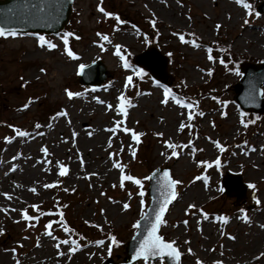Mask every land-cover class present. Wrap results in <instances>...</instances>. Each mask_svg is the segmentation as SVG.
<instances>
[{"label":"rangeland","instance_id":"rangeland-1","mask_svg":"<svg viewBox=\"0 0 264 264\" xmlns=\"http://www.w3.org/2000/svg\"><path fill=\"white\" fill-rule=\"evenodd\" d=\"M262 1L245 0L250 5L245 9L236 0H75L65 32L46 36L55 48L41 46L35 33L0 37V157L14 142L26 137L18 135L17 130L36 135L60 124L68 113L71 117L78 111L83 99L91 101L92 93L105 102L92 117L109 129L111 141L104 154L110 172L103 177H97L94 167H88L92 162L88 163L86 155L73 161L63 155L59 162L67 166L66 175H59L57 161L50 160L49 170L35 192L26 193L25 186L15 189L0 184V209L8 210L0 211V252L10 256L9 263L36 249L41 236L51 242L54 253L63 249L64 258L82 255L84 260L78 264H104L109 259L121 262L124 245L136 234L138 229L134 225L146 212L150 198L145 196L149 182L138 186L125 180L120 186L121 170L113 166L119 162L124 175L128 173L140 180H145L153 169L168 166L172 178L181 182L176 185V201L160 228V235L174 242L184 254L181 264H197L198 260L201 264H264V256L260 255L264 253V234L261 243L254 246L258 233L252 222L256 217L260 224L258 215H264V113L249 117L254 126L244 127L240 123L244 111L234 101V85L242 77L237 55H243L246 62L264 60V48L259 49L257 43L264 42V13L257 10ZM98 5L112 15L106 17ZM69 29L75 30V58L67 55L62 39L70 33ZM244 29L255 31V38L251 37L254 41L243 39ZM180 31L186 33L185 41L192 36L199 46L181 42ZM105 35L107 40L102 38ZM208 45L214 48L213 52ZM119 47L131 56L153 48L167 55V72L172 75L170 86L187 95L193 107H184L189 103L170 88L171 95L162 103L168 85L158 83L150 75L144 77L143 85L135 80L133 102L131 106L124 104V113L119 112V98L130 86L127 77L134 75L138 67L133 61L134 65L124 67V59L117 55ZM209 55L213 59L209 60ZM223 55L229 63L219 68V56ZM98 59L110 76L98 86L81 84L79 66ZM209 70L211 74L217 71L215 85ZM66 90L79 95L69 98ZM176 99L181 103H176ZM25 104L27 108L23 107ZM180 107L185 110L181 112V121ZM79 119L74 131L65 135L63 130L57 135L52 133L59 143L50 144L52 150L58 151L56 147L63 146L65 138L70 143L79 137L76 127H89V115ZM120 120L123 123L117 127ZM181 123L183 129L179 127ZM124 128L132 131L125 132ZM132 132L142 133L139 142L132 139ZM31 141L35 143L33 138ZM165 141L177 146V156H171L172 149L166 147ZM257 151L254 156L251 154ZM217 159L218 165L214 163ZM228 173L240 174L246 184L245 196L239 201L224 191L223 181ZM46 184L55 186L45 188ZM200 184L203 196L189 199V189ZM249 184L254 188H249ZM125 203L129 205L127 209ZM32 205L38 207L33 209ZM48 208L57 209L60 216H56L58 225H48L46 229L48 217L43 209ZM21 210L35 213L31 215L38 217L37 221L22 219ZM244 215L247 221L242 218ZM220 217H227V222ZM67 222L74 238L69 231H63ZM99 231L102 236L110 234L102 240L103 244L95 243L101 241ZM110 237H115L117 243L112 244ZM64 240L69 243H61ZM77 246L78 250L69 251ZM134 264L165 261L140 259Z\"/></svg>","mask_w":264,"mask_h":264},{"label":"bare ground","instance_id":"bare-ground-1","mask_svg":"<svg viewBox=\"0 0 264 264\" xmlns=\"http://www.w3.org/2000/svg\"><path fill=\"white\" fill-rule=\"evenodd\" d=\"M255 31H248L244 29L242 37L248 38L251 41V37H254ZM247 33V34H244ZM252 35V36H251ZM255 38V37H254ZM258 48H264V42H257ZM90 57V54H87V58ZM92 100L88 101L83 99L77 108L78 111H74L73 115L69 117L66 115L60 124L51 126L48 129H43L38 134L27 135L23 139L13 143L11 148L7 149L3 154V157H0V184H4L8 188H21L25 186L24 191L27 193L30 189H35L38 184L41 183L45 175L49 170L50 160L60 161L65 159L73 161L76 158H82L83 155H86L88 158V167H94V174L97 173V177H103L110 172L109 167L105 162L104 154L107 145H110V138H108L109 129L106 126H103L101 123L95 121L92 117L98 109L105 105V102L100 98L97 93L91 94ZM147 102V101H146ZM185 111L184 108L180 107L178 118L181 121L183 119L182 113ZM89 115V120L87 121L88 128L78 126L76 127L79 132V137L74 138L73 142H67V138L63 141V146L56 147L58 151H54L49 146L53 144L58 146L57 142L58 137H53L56 132V135L59 131L63 130L64 135L68 131H74L75 126L80 121V117ZM72 128V130H71ZM34 139L35 143L31 139ZM55 142V143H54ZM42 149H46L42 151ZM258 153H251L253 156ZM17 159V160H16ZM93 160V161H92ZM108 169V170H107ZM80 172L82 168L78 169ZM197 184V183H196ZM194 185V184H193ZM199 186L196 185L194 188L191 187L187 192V197L189 199L200 198L205 193ZM253 218L252 222L255 225V230L258 235L256 241H254V246L258 243H261L262 236L264 232L259 230L258 227L264 229V215H258L260 219L259 223ZM258 226V227H257ZM166 233L168 231H165ZM38 247L29 253L22 254L16 261L9 263L10 256L6 252H0V264H78L82 263L84 257L80 254H74L72 257L64 258L62 256L63 249H60V253L56 254L51 250V242L46 239L44 236L40 237Z\"/></svg>","mask_w":264,"mask_h":264},{"label":"water","instance_id":"water-1","mask_svg":"<svg viewBox=\"0 0 264 264\" xmlns=\"http://www.w3.org/2000/svg\"><path fill=\"white\" fill-rule=\"evenodd\" d=\"M73 2L74 0H0V27L7 29L9 32L28 33L31 31H41L45 33H58L69 22ZM259 11L264 12V4L259 6ZM153 58L154 61H152ZM137 61L146 66L156 78L167 81V59L161 52L156 49L148 50L138 56ZM240 68L243 77L234 87L236 92L234 100L246 110L263 113L264 96L262 85L264 84V62H243ZM107 76L108 72L105 70L103 64L101 62H94L83 68L80 73V82L83 84L99 85ZM165 169L169 170V168H157L150 176L149 195L152 197L151 204L144 217L139 221V231L134 239L130 241L129 246H127V256L120 264H133L138 259L143 258L137 257L136 260H133V255L140 240L143 239L146 229L150 226L151 220L154 219L155 211L161 200L157 179ZM240 178V176H232L228 179V182H225L228 194L237 195L239 198L242 197V194L236 190L241 186ZM174 199L169 202L165 212ZM163 256L167 264H179V258L169 256L167 253ZM160 257L162 256L155 255L150 256L149 259H158ZM105 264L113 263L108 261Z\"/></svg>","mask_w":264,"mask_h":264},{"label":"snow or ice","instance_id":"snow-or-ice-1","mask_svg":"<svg viewBox=\"0 0 264 264\" xmlns=\"http://www.w3.org/2000/svg\"><path fill=\"white\" fill-rule=\"evenodd\" d=\"M236 3L237 4H240L242 5L245 9H248L250 8V5L248 3L245 2V0H236ZM98 10L102 13H104V15L107 17V16H111L112 14L111 13H108V12H105V10L102 8V7H99L98 5ZM258 15V13H257ZM117 19H119L117 17ZM154 23V21H153ZM217 27H219V25H217ZM16 36L17 33L15 31H12V32H9L7 29L5 28H2L0 27V37H3V36ZM68 33H65L64 36L62 37V39L64 40V46H65V51L67 53V55L70 57V58H75V55L74 53L68 49L67 45H68V40H67V37H68ZM97 35H101L100 33H97ZM189 35H193V34H189ZM104 40H107L108 37L105 35L102 37ZM181 42H186V43H190L193 45V47H198L199 45H197L195 43V40H189V41H185V37L183 34H180L179 36ZM38 43L41 45V46H44V45H47V47L49 49H52V48H55L56 45L53 44L51 41H48L45 39L44 36H39L38 37ZM117 55H119V52H117ZM121 60L124 59L123 56L120 57ZM208 59L211 60L213 59V57L211 55L208 56ZM221 63H224L223 60L220 61ZM81 70H83V68L85 67L84 65H80L79 66ZM124 67L127 68L129 67L128 63L125 61L124 63ZM41 71H43V69H41ZM142 74V70H138L136 75H141ZM209 74H211V70H209ZM131 81H132V77L129 76L127 77V84H131ZM67 92V95L69 98L73 97L74 95H79V93H73L71 91H68L66 90ZM171 95V91L167 88H165L164 90V97L165 99L162 100V103H166L167 102V99L168 97ZM121 100V104H118L117 105V109L119 112L121 113H124L125 111V108H124V104H128V106H131L130 105V102H128L126 100V98L123 96V94L121 95V97L119 98ZM176 103H181V101H179V99H176ZM184 107H187V108H192L193 105L192 104H184L183 105ZM23 107L27 108L28 105L25 104ZM109 107H111V105H109ZM222 115H224V113H221ZM199 115H204L203 112H200ZM245 114L244 113H241V120H240V123L244 126V127H247L248 124L250 123H253V121L251 120H248V121H245L243 119V116ZM192 118V115L191 113H189V116H188V119H191ZM123 123L122 120L120 121H117L116 122V126L119 127L121 124ZM37 127H39V125H37ZM181 129L184 128V124L181 123L180 126H179ZM115 129H113L114 131ZM123 131L125 132H131L132 130L131 129H128V128H124ZM18 132V135L20 136H27L28 133L27 132H20L19 130H17ZM75 135V134H74ZM142 135V133H136V132H132V139L139 142L138 140V137ZM156 135H162L160 133H157ZM9 138L8 137H5V140H8ZM166 147L169 148V149H172V152H171V156L175 157L178 155V153L176 152V145L168 142V141H165L164 142ZM191 143V142H189ZM215 146L222 152L224 151V148L220 145L219 142H215ZM42 151H45L46 152V149H42ZM111 155V154H110ZM81 163H83L81 161ZM199 163L198 162V166H199ZM203 163H206V162H203ZM214 163H216L217 165L219 164V159H217V161H214ZM57 166L59 167V175L61 176H64L66 175L68 169H67V166L66 165H61L59 161H57ZM115 168H119L121 170V176H120V186L123 187V184H124V181L125 180H128V181H132L135 185H141L142 181L134 176H131V175H124L123 174V166L119 163V162H115L114 165H113ZM143 179L147 180L149 179V177H144ZM179 183H181L180 181L178 180H175L171 177L170 173H169V170L165 169L160 175H159V178L157 179V185H158V191L160 192V196H161V200L159 201L158 203V207L155 211V216H154V219L151 220L150 222V226L146 229V233L144 234L143 236V239L140 240L139 242V245L138 247L136 248L135 250V253L133 255V260H136L137 257H143L145 260H147L150 256H155V255H161L163 256L165 253H167L169 256H175L177 259L179 258L180 256V253L179 251L173 246L174 245V242H166L163 240V238L157 234V229L158 227L161 225V224H164L165 221L162 219V216L169 204V202L175 198L176 196V190H175V186L178 185ZM55 185L54 184H46L44 185L45 188H50V187H54ZM249 188H254V185L252 184H249L248 185ZM31 191L35 192V189H30ZM221 191L223 189H220ZM65 191H67V189H65ZM6 198L8 199H11V197L7 194V193H4L3 194ZM140 196H143L144 195V192L143 191H140L139 193ZM255 199V197H254ZM141 203H143V201H141ZM258 203V201H257ZM33 209H36L37 206L36 205H32L31 206ZM129 207V205L127 203L124 204V208L127 209ZM189 208H194L195 206L194 205H189L188 206ZM0 211H8L7 209H0ZM241 212L243 213L244 210L241 209ZM41 215H43V213H41ZM21 217L22 219L24 220H33V219H37V217H33V216H29L27 214V211L26 210H21ZM245 221H247L248 217L246 215H244L242 217ZM221 221L223 222H227V217H220L219 218ZM186 223V222H185ZM139 226V222H137V224L134 225V227H138ZM46 229L49 227L48 225L45 226ZM63 231L65 232H68L69 229L68 228H64ZM49 235H51L50 232H48ZM229 238H232L234 239V237H229ZM111 241H112V244H116L117 241L115 239V237H110ZM61 243L63 244H68L69 243V240H64L62 241ZM95 243L97 244H103V241H96ZM71 244L72 245H76V241L75 240H71ZM59 247V246H58ZM78 250V246L77 247H73V248H70L69 251H76ZM111 251V245H109V252ZM189 252H191V250L189 249ZM59 254V253H58ZM260 255L264 256V253H261ZM255 259V258H254ZM18 264V262H17ZM197 264H201V262L198 260L197 261ZM214 264H221L220 261H216L214 262Z\"/></svg>","mask_w":264,"mask_h":264},{"label":"trees","instance_id":"trees-1","mask_svg":"<svg viewBox=\"0 0 264 264\" xmlns=\"http://www.w3.org/2000/svg\"><path fill=\"white\" fill-rule=\"evenodd\" d=\"M229 51H230V49H228ZM243 55H237V57H236V59H237V61H241V60H244V58L242 57ZM215 79V74H213L212 75V77H211V80H214ZM48 107H50V105H48ZM47 107V108H48ZM253 127L254 126V124H252L251 123V125L249 126V127ZM49 218H52L51 216H49ZM75 230H77V227L76 226H74V232H75Z\"/></svg>","mask_w":264,"mask_h":264}]
</instances>
